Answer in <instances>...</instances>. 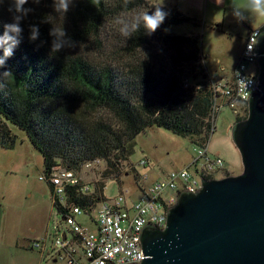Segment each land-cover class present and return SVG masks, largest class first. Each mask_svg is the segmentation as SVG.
I'll list each match as a JSON object with an SVG mask.
<instances>
[{"label": "trees", "instance_id": "trees-1", "mask_svg": "<svg viewBox=\"0 0 264 264\" xmlns=\"http://www.w3.org/2000/svg\"><path fill=\"white\" fill-rule=\"evenodd\" d=\"M56 2L28 0L25 7L33 11L20 22L19 44L0 66V148H14L13 127L26 135L42 156L56 214L67 216L74 206L95 211L107 198L109 181L123 185L126 168L138 179L129 158L145 129L159 127L206 147L215 131L216 108L228 104L214 90L216 79L206 68L199 33L165 31L168 25L201 23L177 4L165 7L169 15L151 35L141 29L124 37L121 28H131L135 15L153 11L156 3L70 0L64 13L56 11ZM9 3L0 4V34L12 22ZM32 25L39 29L35 40L30 39ZM58 28L66 33L64 46L53 53L57 37L51 32ZM244 107L245 115L235 121L247 117ZM95 160L103 166L86 182L80 173ZM59 167L78 177L77 184L65 186L63 200L49 180Z\"/></svg>", "mask_w": 264, "mask_h": 264}, {"label": "rangeland", "instance_id": "rangeland-1", "mask_svg": "<svg viewBox=\"0 0 264 264\" xmlns=\"http://www.w3.org/2000/svg\"><path fill=\"white\" fill-rule=\"evenodd\" d=\"M150 1L160 3V0ZM175 1L165 0V7L171 6ZM178 2L182 11L200 19L201 23L198 27L190 23L168 25L167 32L199 33L209 73H215L218 67L223 66V73L230 76L236 54L244 46L243 20L253 18L264 21V15L251 11L247 0H227L225 10L223 6L213 5L209 0ZM223 20V27H220L223 30H218L217 25ZM217 73L213 77L216 81L222 78V72ZM235 117L228 106H222L215 117V131L209 139L208 152L219 155L225 162L224 174H218L216 178L227 176V172L229 175L242 172L241 156L229 131ZM12 130L17 135L14 148H0V264H54L48 254H42L43 247H29L34 235L30 231L31 227L40 230L48 225L51 229L53 222L57 220L56 212L52 211L49 189L45 181L40 179L43 175L42 156L24 133L14 127ZM194 153V145L188 137L152 126L136 136L135 150L129 160L134 164L138 175L147 174L150 169L149 173L153 174L157 170L167 172L184 168ZM141 159L147 160L146 166L140 164ZM101 165L103 166L102 161L84 168L80 173L82 179L92 182L96 177L95 171L100 170ZM95 167L98 169H93ZM125 171L121 176L124 190L134 189V177L129 169L126 168ZM105 190V195L114 197L119 194L120 188L117 182L109 181ZM94 213L92 210L79 217V221L90 230L95 228L91 220Z\"/></svg>", "mask_w": 264, "mask_h": 264}, {"label": "water", "instance_id": "water-1", "mask_svg": "<svg viewBox=\"0 0 264 264\" xmlns=\"http://www.w3.org/2000/svg\"><path fill=\"white\" fill-rule=\"evenodd\" d=\"M256 39L258 83L229 129L242 172L180 192L164 228L140 230L141 261L131 264H264V29Z\"/></svg>", "mask_w": 264, "mask_h": 264}, {"label": "built area", "instance_id": "built-area-1", "mask_svg": "<svg viewBox=\"0 0 264 264\" xmlns=\"http://www.w3.org/2000/svg\"><path fill=\"white\" fill-rule=\"evenodd\" d=\"M250 28L245 36L244 46L238 56L232 79L220 78L214 82V90L219 99L227 102L235 116L245 112V105L257 86V64L254 49L256 37L263 27ZM223 106V105H222ZM217 107L216 112L220 108ZM195 153L184 168L169 170L165 175L148 181V174L139 175L135 180L136 197L132 190L122 188L114 197H107L95 209L90 230L77 220L84 212L78 207L71 208L69 215L63 216L64 224L76 240L53 239L57 264H131L141 261V246L138 239L140 230L147 224L164 228L166 213L177 201L182 191L195 192L201 187V178H216L225 171V162L219 155L210 154L206 147H194ZM86 164V167L99 163ZM140 164L146 166L147 160ZM44 180V176H40ZM50 182L57 196L63 200L65 186L78 183V177L69 170L56 168L50 174ZM87 190L88 186H84ZM106 189V187H105ZM43 239L34 241L32 248L41 249ZM81 250V259L76 253Z\"/></svg>", "mask_w": 264, "mask_h": 264}, {"label": "clouds", "instance_id": "clouds-1", "mask_svg": "<svg viewBox=\"0 0 264 264\" xmlns=\"http://www.w3.org/2000/svg\"><path fill=\"white\" fill-rule=\"evenodd\" d=\"M4 0H0L2 4ZM34 3H39V0H33ZM70 0H57L55 4L56 11L66 13L69 8ZM129 0H124L127 4ZM28 0H10L8 11L13 13L12 22L3 25V34H0V46L3 47V57H0V66L5 63V57H10L13 54V49L19 44V35L22 31L20 22L24 19L28 13L33 11L31 8L25 7ZM250 10L257 13L258 15H264V0H247ZM169 15L165 11V0H160V3L153 6V11H144L137 13L134 17V22L129 28L125 26L121 28V34L124 37L131 36L134 32H139L141 29L146 35L154 33L160 25L164 22L166 17ZM165 31H168L165 29ZM52 35L57 37V40L53 42L52 52H58L63 46V37L66 35L63 28L53 29ZM39 36V29L37 26H31L30 39L35 40ZM70 47L74 46L69 44Z\"/></svg>", "mask_w": 264, "mask_h": 264}, {"label": "crops", "instance_id": "crops-1", "mask_svg": "<svg viewBox=\"0 0 264 264\" xmlns=\"http://www.w3.org/2000/svg\"><path fill=\"white\" fill-rule=\"evenodd\" d=\"M213 5H216V6H223V9L225 10L226 9V4H227V0H209ZM174 4H177V7L182 11V8L179 6V2L178 0L175 1ZM174 4H171L174 5ZM166 7H169V6H166ZM183 13L189 15L187 12L185 11H182ZM243 20V19H241ZM225 22V20L222 21V23L220 25H217V28L218 30H223V29H220V27L222 28L223 27V23ZM244 22V23H243ZM242 24H243V34H247V31L248 29L250 28H254V27H260V26H264V21L263 19L261 20H256V19H253V18H249L248 21H245L243 20ZM190 32H193V31H190ZM245 41V37H244V40ZM241 50H239L236 54V57H235V61L231 67V74L233 72V69L236 65V62H237V59H238V56L240 54ZM222 65V64H221ZM224 65V64H223ZM225 70V67L221 66L220 68L218 67L217 70H215L214 72L215 73H210L212 78L214 76H216L218 73L217 71H221L222 72V78H228L229 75H225L223 72ZM230 74V75H231ZM222 108V107H221ZM220 108V109H221ZM229 128V127H228ZM207 150H208V144H207ZM150 159V158H149ZM188 164V163H187ZM186 164V165H187ZM185 166V165H184ZM42 167H43V160H42ZM152 169H150L147 174H148V181H153L157 178H160L161 176L165 175L166 174V171L165 172H162V171H159L157 170L156 172L153 171V174L149 173ZM168 172V171H167ZM149 174L151 176V179H149ZM134 180V183H135V179ZM124 182V181H122ZM46 183V182H45ZM108 185V183H107ZM107 185H106V189H107ZM46 186L48 187L49 189V192H50V197H51V207H52V211L54 210L53 208V204H52V194H51V191H50V188L48 186V184L46 183ZM120 190L122 188H124V183L121 187H119ZM132 190V196L133 197H136L138 194H139V191L137 189H131ZM106 191V190H105ZM105 197H108L107 195H105ZM55 211V210H54ZM55 213V212H54ZM57 215V220L53 222L52 226H51V229L49 228L48 225H46L43 229H40V230H36L35 227H31L30 228V231L32 234H34L32 236V241L30 242L29 244V247L32 248L31 244L34 242V241H37V240H41L43 239V243L41 244V246L43 247V252L42 254L44 255L45 253L48 254V256L52 259L53 263L56 264V260H55V250H54V246H53V239L56 237V236H60L62 239H69V240H76V237L71 233V231L67 228V226L64 224V220H62V215L61 214H56ZM79 217H77V220L79 221ZM93 217H94V214L92 215V218L91 220L93 221ZM50 219V218H49ZM80 222V221H79ZM81 223V222H80ZM52 232V233H51ZM30 238V237H28ZM35 249V248H34ZM76 258L77 259H81V250H78L77 253H76Z\"/></svg>", "mask_w": 264, "mask_h": 264}, {"label": "flooded vegetation", "instance_id": "flooded-vegetation-1", "mask_svg": "<svg viewBox=\"0 0 264 264\" xmlns=\"http://www.w3.org/2000/svg\"><path fill=\"white\" fill-rule=\"evenodd\" d=\"M245 36H246V34H243V39H244Z\"/></svg>", "mask_w": 264, "mask_h": 264}]
</instances>
